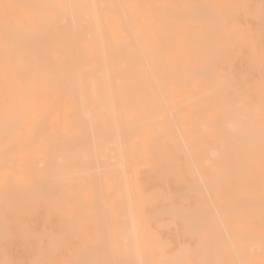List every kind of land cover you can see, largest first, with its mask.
Instances as JSON below:
<instances>
[{
	"label": "bare ground",
	"instance_id": "6f19581e",
	"mask_svg": "<svg viewBox=\"0 0 264 264\" xmlns=\"http://www.w3.org/2000/svg\"><path fill=\"white\" fill-rule=\"evenodd\" d=\"M0 264H264V0H0Z\"/></svg>",
	"mask_w": 264,
	"mask_h": 264
}]
</instances>
